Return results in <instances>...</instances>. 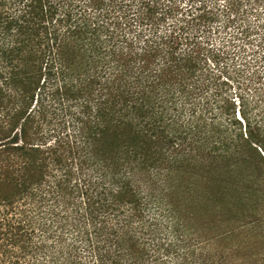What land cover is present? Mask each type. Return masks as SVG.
<instances>
[{"label": "trees", "instance_id": "obj_1", "mask_svg": "<svg viewBox=\"0 0 264 264\" xmlns=\"http://www.w3.org/2000/svg\"><path fill=\"white\" fill-rule=\"evenodd\" d=\"M263 2L0 0V264H264Z\"/></svg>", "mask_w": 264, "mask_h": 264}, {"label": "rangeland", "instance_id": "obj_2", "mask_svg": "<svg viewBox=\"0 0 264 264\" xmlns=\"http://www.w3.org/2000/svg\"><path fill=\"white\" fill-rule=\"evenodd\" d=\"M248 20L252 26H257L250 36L254 49L256 48L255 46L259 45L258 52L260 55H264V2L261 4V7H258L256 11H253L252 15L248 16ZM248 48H251V46Z\"/></svg>", "mask_w": 264, "mask_h": 264}]
</instances>
